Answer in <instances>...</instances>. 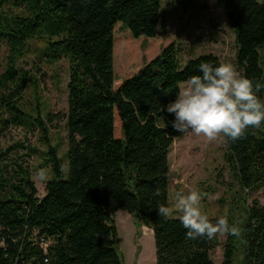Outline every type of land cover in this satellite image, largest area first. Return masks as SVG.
Segmentation results:
<instances>
[{
  "label": "trees",
  "instance_id": "1",
  "mask_svg": "<svg viewBox=\"0 0 264 264\" xmlns=\"http://www.w3.org/2000/svg\"><path fill=\"white\" fill-rule=\"evenodd\" d=\"M218 2L235 33L237 67L264 84V0ZM119 23L135 38L157 37L163 0H0V53L8 49L0 73V142L13 128L38 130L52 168L39 196L26 160L38 150L22 143L0 147V264H124L115 227L120 208L153 231L156 264H216L211 252L218 236L188 239L179 219L158 216L157 207L171 206L170 151L186 134L175 132L174 116L161 109L181 82L202 75V63L222 60L204 53L182 63L172 42L115 87ZM32 53L50 63L68 61L66 113L24 106L27 88H39L36 75L20 66ZM256 94L264 100V89ZM58 119L66 124L67 173L50 138ZM226 140L241 188H264V124ZM16 148L24 153L13 155ZM245 211L240 235L227 236L223 264H236L237 254L241 264H264V201Z\"/></svg>",
  "mask_w": 264,
  "mask_h": 264
},
{
  "label": "rangeland",
  "instance_id": "2",
  "mask_svg": "<svg viewBox=\"0 0 264 264\" xmlns=\"http://www.w3.org/2000/svg\"><path fill=\"white\" fill-rule=\"evenodd\" d=\"M262 1V0H259ZM175 42L179 47L182 63L204 53H214L222 62L236 65L235 33L229 27L226 9L218 0H163V23L155 38H135L121 23L115 27L114 71L115 87L132 76L146 62L160 53L163 47ZM7 47L0 53V73L5 68ZM20 66L32 71L38 78L39 88L30 86L24 94V106H39L45 112L66 113L68 110L69 64L65 58L47 62L36 53L29 54ZM51 143L57 148L67 173V131L64 120L50 125ZM22 143L32 145L37 153L26 158L32 178L43 196L46 183L38 182L34 175L45 168L52 176L48 147L41 140L38 130L13 128L0 142L7 149ZM24 153L16 148L13 155ZM227 140L207 143L202 137L186 133L177 138L170 151V200L171 206L176 191L186 192L196 188L205 194L202 201L209 218L230 217L240 227L245 210L254 200L264 201V188L256 191L243 190L234 171L228 164ZM178 214L174 213L173 217ZM118 234V249L124 264H156V247L153 231L139 226L134 217L120 208L115 214ZM219 244L211 252L216 264H223L227 236H218ZM242 255L237 254L236 264H241Z\"/></svg>",
  "mask_w": 264,
  "mask_h": 264
},
{
  "label": "clouds",
  "instance_id": "3",
  "mask_svg": "<svg viewBox=\"0 0 264 264\" xmlns=\"http://www.w3.org/2000/svg\"><path fill=\"white\" fill-rule=\"evenodd\" d=\"M202 75H193L181 82L173 101L164 105L162 112L174 116L170 122L177 133H190L213 143L244 138L249 128L259 129L264 124V100L257 92L264 84L244 77L227 62L218 66L205 62L199 66ZM34 179L46 183L51 177L47 169L40 168ZM205 194L196 188L186 192L176 191L172 206L160 204L157 214L165 219L178 218L192 240H213L217 236L238 237L240 228L230 224L227 216H220L213 223L204 211Z\"/></svg>",
  "mask_w": 264,
  "mask_h": 264
},
{
  "label": "built area",
  "instance_id": "4",
  "mask_svg": "<svg viewBox=\"0 0 264 264\" xmlns=\"http://www.w3.org/2000/svg\"><path fill=\"white\" fill-rule=\"evenodd\" d=\"M41 243L44 247H46L48 245V243L44 240V239H41Z\"/></svg>",
  "mask_w": 264,
  "mask_h": 264
},
{
  "label": "crops",
  "instance_id": "5",
  "mask_svg": "<svg viewBox=\"0 0 264 264\" xmlns=\"http://www.w3.org/2000/svg\"><path fill=\"white\" fill-rule=\"evenodd\" d=\"M121 84H122V82L120 83V85H121ZM120 85H119V86H120Z\"/></svg>",
  "mask_w": 264,
  "mask_h": 264
}]
</instances>
